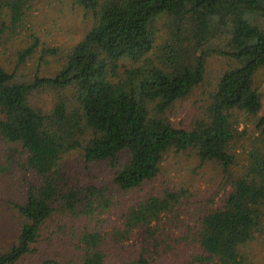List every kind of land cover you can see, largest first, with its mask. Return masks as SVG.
<instances>
[{
    "label": "trees",
    "instance_id": "16d2710c",
    "mask_svg": "<svg viewBox=\"0 0 264 264\" xmlns=\"http://www.w3.org/2000/svg\"><path fill=\"white\" fill-rule=\"evenodd\" d=\"M35 1L0 0V32L24 27ZM56 1L59 10H84L91 23L64 54L51 48L60 55L56 72L24 81L0 61V137L39 178L19 205L24 221L16 242L0 249V264H23L52 239L59 248L30 264H108L111 242L128 252L122 240L134 234L141 245L121 264H167L164 216L183 205L187 191L152 190L129 204L115 192L142 189L168 154L186 152L223 172V184L191 214L186 237L200 250L197 261L244 264L246 246L264 237V97L256 84L264 68V0ZM39 43L35 37L18 50L19 61ZM211 55L232 63L206 111L188 125L173 121L172 107L204 81ZM45 87L54 97L44 110L31 95ZM246 135L247 164L236 169L235 147ZM74 153L83 168L76 174ZM101 163L111 167L109 179L89 173ZM57 216L58 230L49 231Z\"/></svg>",
    "mask_w": 264,
    "mask_h": 264
},
{
    "label": "rangeland",
    "instance_id": "374dc122",
    "mask_svg": "<svg viewBox=\"0 0 264 264\" xmlns=\"http://www.w3.org/2000/svg\"><path fill=\"white\" fill-rule=\"evenodd\" d=\"M58 1L36 0L32 10H25L28 16L25 17V26L19 27L16 32L4 29L0 32V61L10 70L17 74L18 79L32 81L38 76H48L54 74L60 66V55L50 52L51 48L60 49L65 53V48L80 40L91 23L84 10H73L71 6L65 10L58 9ZM27 11V12H26ZM30 13V14H29ZM28 26L35 29L30 30ZM0 24V30H1ZM35 34V35H33ZM35 37L40 38V43L32 53V56L26 57V62L19 61L18 50L25 49L31 44ZM232 61L225 57L211 55L207 58L206 77L200 83L193 93L183 99L178 100L171 109L170 117L175 122H183L188 125L192 119L202 117L207 106L211 101V94L218 84L224 70H226ZM256 84L264 97V68L260 69L256 75ZM52 88L45 87L34 91L31 95V101L36 106L47 109L52 106L53 91ZM264 100V98H263ZM264 115V107L261 112ZM249 124L248 126H250ZM246 124L242 123L239 130H244ZM258 131L254 129V132ZM258 134V133H257ZM247 135L240 139V143L235 147L237 161L239 166L247 164ZM13 144L7 143L0 137V249L8 248L16 242L20 232L23 217L19 211V205L25 200L26 190L31 183H37L39 179L36 173L29 168L25 169L20 165V152L15 151ZM70 161L72 171H80L78 160L75 153L72 154ZM26 156V155H25ZM199 165L198 158L191 152L181 153L179 155L170 153L162 163V170L152 182H148L142 189L131 192H121L117 190L115 197L126 200L127 204L139 199L142 195L151 192H163L166 188H184L187 191L185 197H181V205L178 209L164 216L167 221L166 229L163 232L166 239L163 240L165 252L161 260L167 264H208L197 261L196 257L200 253L199 248L194 247V238L188 230L189 224H194L192 213L195 214L197 203L199 207L207 205V199L218 187L223 184L222 168L217 164L208 163ZM111 167L107 163H101L90 167L89 173L97 176L99 180L109 179L112 173ZM88 171H83L78 176L86 177ZM90 179L89 176H87ZM84 179V180H83ZM86 181L85 178L81 179ZM109 183L102 185H109ZM101 185V186H102ZM156 188V189H153ZM190 203H186V199ZM172 216V217H171ZM111 220H117V225L122 226V220L117 215H112ZM172 219V220H168ZM57 216L54 222H49V231L58 230ZM105 230H110V225L105 226ZM47 236V235H46ZM49 240V239H48ZM122 245L126 248L114 247V243L109 245L108 264H121L122 256L126 258L134 251V247L141 245L138 240V234L131 236L129 240H122ZM40 252H36L23 260V264L38 263L45 253H51L59 248L56 240L42 241L37 246ZM118 248V249H117ZM244 264H264V237H259L246 246ZM73 264V263H72Z\"/></svg>",
    "mask_w": 264,
    "mask_h": 264
}]
</instances>
